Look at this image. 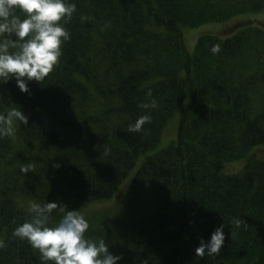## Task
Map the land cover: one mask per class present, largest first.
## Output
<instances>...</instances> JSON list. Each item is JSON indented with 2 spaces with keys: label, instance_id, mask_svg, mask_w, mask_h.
I'll use <instances>...</instances> for the list:
<instances>
[{
  "label": "trees",
  "instance_id": "1",
  "mask_svg": "<svg viewBox=\"0 0 264 264\" xmlns=\"http://www.w3.org/2000/svg\"><path fill=\"white\" fill-rule=\"evenodd\" d=\"M70 2L54 71L28 93L0 85V114L19 107L28 117L0 137V264H43L13 230L58 187L78 208L115 200L107 218L88 217L85 237L104 239L119 264H264V161L250 152L264 147V25L235 18L264 0ZM230 18L187 51L182 27ZM177 111L175 140L115 193ZM144 114L150 123L130 132ZM233 162L241 167L228 172ZM63 215L54 209L51 223ZM219 225L220 252L196 255Z\"/></svg>",
  "mask_w": 264,
  "mask_h": 264
},
{
  "label": "clouds",
  "instance_id": "2",
  "mask_svg": "<svg viewBox=\"0 0 264 264\" xmlns=\"http://www.w3.org/2000/svg\"><path fill=\"white\" fill-rule=\"evenodd\" d=\"M75 11L76 5L70 0H0V85L14 81L21 93H28L29 82L44 81L58 65L63 43L71 37L66 24ZM219 50L218 44L211 48L214 54ZM147 95L151 96L150 90ZM156 106L154 99L150 105H144L145 108ZM150 121V115H141L128 130L140 132ZM14 122L28 123V117L19 107L0 114V137L15 133ZM66 207L55 201L32 203L31 218L17 226L13 236L38 250L43 264H119L122 254L112 253L104 239L86 238L88 220ZM54 209L64 215L52 224ZM194 223L189 220L190 225ZM224 243L223 227L215 226L207 239L199 238L194 252L198 256L218 254Z\"/></svg>",
  "mask_w": 264,
  "mask_h": 264
},
{
  "label": "rangeland",
  "instance_id": "3",
  "mask_svg": "<svg viewBox=\"0 0 264 264\" xmlns=\"http://www.w3.org/2000/svg\"><path fill=\"white\" fill-rule=\"evenodd\" d=\"M237 17H239L241 20L247 19L248 17L249 18L255 17L256 19H253L254 21H259L264 25V10L260 12H256V13H248V14H242V15L235 16V18ZM233 18H230L224 22H221V21L220 22H216V21L207 22V23L200 24L197 27H182L183 42H184V45L187 51L190 53L193 52L197 39L201 34L213 33L215 35H220V32L227 25H230L233 22L232 21ZM177 125H178V111L167 121L162 131V134L160 136L159 142L153 148L148 149L144 153L139 155V157L137 158L135 162L134 167L130 170L124 182L117 187V190L115 193H118L120 189L122 188L123 184L125 182H128L132 178V176L134 175L135 171L139 168L145 156L154 154V152L168 146L173 140H175ZM250 152L254 153L257 158L262 159L264 161V147L253 148L252 151ZM240 167H241V162H233V163H230V165L227 167L226 170L228 172H236ZM68 193L69 192H67L66 189L62 187H58L57 190L54 191L51 197L52 202L55 201L58 204L66 205L67 206L66 210L78 211L88 221H90V218L88 217L89 216L91 217L93 213H97V214L99 213L98 215L100 218H102V214H105L107 218L108 215H111L112 213H114L112 212L110 214V211H112L111 210L112 206L114 205L113 201H115L113 198L110 199L111 200L110 202L108 201V205H104V203L98 202V203L88 204L87 206L83 208H78L77 206L72 204L71 202L72 200L71 198L68 197L69 196ZM107 209L109 210V212L107 211Z\"/></svg>",
  "mask_w": 264,
  "mask_h": 264
}]
</instances>
